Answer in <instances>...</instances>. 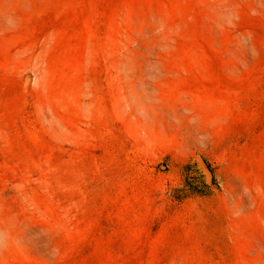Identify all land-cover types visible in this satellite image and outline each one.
<instances>
[{
  "label": "rangeland",
  "instance_id": "1",
  "mask_svg": "<svg viewBox=\"0 0 264 264\" xmlns=\"http://www.w3.org/2000/svg\"><path fill=\"white\" fill-rule=\"evenodd\" d=\"M0 264H264V0H0Z\"/></svg>",
  "mask_w": 264,
  "mask_h": 264
}]
</instances>
